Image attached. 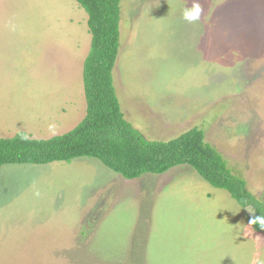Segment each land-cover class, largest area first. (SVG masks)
Segmentation results:
<instances>
[{"label":"rangeland","instance_id":"obj_1","mask_svg":"<svg viewBox=\"0 0 264 264\" xmlns=\"http://www.w3.org/2000/svg\"><path fill=\"white\" fill-rule=\"evenodd\" d=\"M121 0L115 73L147 140L197 127L264 201V0ZM89 17L75 0H0V138L86 117ZM51 126V127H50ZM0 264H264V234L192 167L128 180L94 158L0 170Z\"/></svg>","mask_w":264,"mask_h":264},{"label":"trees","instance_id":"obj_2","mask_svg":"<svg viewBox=\"0 0 264 264\" xmlns=\"http://www.w3.org/2000/svg\"><path fill=\"white\" fill-rule=\"evenodd\" d=\"M75 1L88 14L92 34L84 65L86 117L70 132L50 139H32L26 133L0 138V170L6 165L71 163L86 157L135 180L190 166L212 187L226 191L246 211L249 222L264 215V201L249 191L247 181L235 174L224 156L207 142L203 130L195 127L169 141H153L126 120L114 73L122 49L121 0ZM252 228L264 234L259 226Z\"/></svg>","mask_w":264,"mask_h":264},{"label":"clouds","instance_id":"obj_3","mask_svg":"<svg viewBox=\"0 0 264 264\" xmlns=\"http://www.w3.org/2000/svg\"><path fill=\"white\" fill-rule=\"evenodd\" d=\"M202 11V5L199 3V0H193L191 8L185 7L183 9L182 19L189 24L196 23L200 20ZM22 138L27 139V136ZM253 225L259 226L260 229H264V215L254 216L250 220V226Z\"/></svg>","mask_w":264,"mask_h":264}]
</instances>
